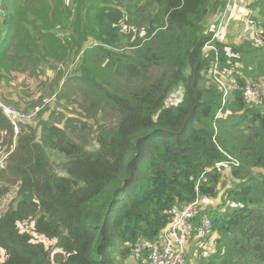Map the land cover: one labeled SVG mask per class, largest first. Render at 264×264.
<instances>
[{
    "label": "trees",
    "instance_id": "1",
    "mask_svg": "<svg viewBox=\"0 0 264 264\" xmlns=\"http://www.w3.org/2000/svg\"><path fill=\"white\" fill-rule=\"evenodd\" d=\"M226 3L0 0V100L35 114L15 133L0 108V178L15 190L0 264H116L164 241L170 208L195 200L193 226L210 219L214 250L199 264H264V92L263 105L244 94L264 82V0L247 5L260 21H239L258 37L239 42L212 39ZM24 68L29 98L11 90ZM30 218L54 246L20 229Z\"/></svg>",
    "mask_w": 264,
    "mask_h": 264
},
{
    "label": "built area",
    "instance_id": "2",
    "mask_svg": "<svg viewBox=\"0 0 264 264\" xmlns=\"http://www.w3.org/2000/svg\"><path fill=\"white\" fill-rule=\"evenodd\" d=\"M236 9L237 19L246 17L249 23H253V26L255 22L260 21L258 17L256 19L248 18V10L245 6H236ZM215 28L216 26L214 27L212 39L218 34ZM204 49H214V47L211 44H207ZM215 73L216 68L213 70V74ZM215 79L223 88V96H226L228 90H231V87L220 78H217V76H215ZM263 92L264 90H261L258 93L250 86H247L244 90V94L248 100L257 102L258 104H262L261 95ZM0 108L2 109V113L12 122L15 133L19 130V125L16 122L20 121L29 124V118L32 116V113L25 114L20 112L11 106L5 105L1 100ZM23 114L25 115L24 120H16ZM197 204H199V201L195 200L184 206H172L169 210L170 221L165 227L166 239L158 243H149L147 241L135 243L131 249V258L134 261H148V264H191L185 260L189 246L207 247L208 245H205L203 240L208 237L211 227V221L206 216L201 218V223L198 227L193 226V216L195 215V206ZM182 250H186L185 253H182ZM145 252H147L146 259L143 256Z\"/></svg>",
    "mask_w": 264,
    "mask_h": 264
},
{
    "label": "rangeland",
    "instance_id": "3",
    "mask_svg": "<svg viewBox=\"0 0 264 264\" xmlns=\"http://www.w3.org/2000/svg\"><path fill=\"white\" fill-rule=\"evenodd\" d=\"M223 19L224 18L222 16H220V18H218V22H217L215 30L218 31V34L220 37L217 34L216 38H219L222 41H226L224 38L226 35L224 32V30H225L224 27L226 26V24L223 23V21H224ZM236 26H238V28L241 29V31H237L235 28H233V29L230 28V30H227V35L231 32L233 34V38H234L235 42H239L240 37H244V38L249 39L253 34H256V36H257L258 33L260 32L259 28H255L252 25L250 26L249 23L248 24L247 23H238ZM213 30H214V28H213ZM213 67H214V65H213ZM27 69L28 68H24L23 70H21L18 73L19 80L20 81L25 80L26 85L22 86L15 81L12 83L11 90H17L18 93L21 92V94H22L23 93L22 91L26 90L28 88V86H30L32 89L35 87V81H37V79L34 80L33 78H31L27 74ZM43 76H44V74L39 75V77H41V78H44ZM218 78L223 80L226 84H229L226 77L218 76ZM175 86H173L170 89V90H172V91H170V93H177V90H181L180 87H175ZM229 87L232 88L233 86L231 84H229ZM251 87L254 90H256L258 93H260L261 90H264V82L260 85H254ZM26 93H27V98L32 96V93L30 92V90H26ZM25 114H27V113H25ZM63 114H64V117L67 115V113H64V112H63ZM43 117H45V115ZM34 118H35V114H33L29 118V122H32ZM24 119H25V115L23 114V115L19 116V118L16 120H24ZM63 119L61 122H63ZM11 125L13 127L12 123H11ZM19 128H20V126H19ZM38 131H39V129H38ZM6 155H7V147L5 144L2 143V137L0 136V166L4 164ZM53 159H55V162H58L60 160V157H57V155H56L53 157ZM55 168H56L57 172H61L60 165H56ZM227 171H228V169H227ZM223 173L225 176L229 175V172H223ZM225 182L227 183L226 178H225V180H223V187L220 188L221 192L225 189V187H228V185L225 186ZM14 191H15L14 188H12L10 185H7V183H5V181L0 178V212H2L5 209L7 203L11 200L12 197H14V194H15ZM219 201H220V199L216 198V199L212 200L211 203H209V204L217 205V203ZM33 224H34V218H30V219L24 221L23 223H20L19 226H20L21 230L29 233L31 235L32 239H34L35 241L42 242L44 245H46L48 247H51V245L54 246L55 241H52V240L46 238L44 235L36 233L33 230ZM212 239H213V235L210 236L208 240H205V241L211 243L210 245H208L205 248H201L200 246H191L190 245L188 248L190 254L185 257L186 262H189L191 264H199V259L197 257L198 255L208 256L210 253H212L214 251ZM193 248L196 250H193ZM188 250H187V252H188ZM187 252H186V254H187ZM1 253H2V251L0 250V256H1ZM130 256H131V253L129 254V256L127 258L122 259L118 254L117 255L115 254V256L113 258H114V262L116 264H118L119 260L121 261V264H138L137 261L132 260ZM142 264H148V261L142 262Z\"/></svg>",
    "mask_w": 264,
    "mask_h": 264
},
{
    "label": "crops",
    "instance_id": "4",
    "mask_svg": "<svg viewBox=\"0 0 264 264\" xmlns=\"http://www.w3.org/2000/svg\"><path fill=\"white\" fill-rule=\"evenodd\" d=\"M252 1L253 0H227V3L229 2L228 5L226 3L227 7L225 6V8L221 11V13L216 14L215 16L212 15L208 19V24L212 25V28L210 27L211 30L217 25L218 18H220V16H222L224 18L223 23L226 24V26L224 27V29H225L224 32H225L226 36H227V30H230V28L231 29L235 28L237 31H241V29H239L238 26H236L238 23H240L239 21L241 20V19H237V17H236V15H237L236 6H245L247 8V10H249L247 5L250 4V2H252Z\"/></svg>",
    "mask_w": 264,
    "mask_h": 264
},
{
    "label": "bare ground",
    "instance_id": "5",
    "mask_svg": "<svg viewBox=\"0 0 264 264\" xmlns=\"http://www.w3.org/2000/svg\"><path fill=\"white\" fill-rule=\"evenodd\" d=\"M216 166H217V167H219V166H223V167H225L224 165H218V164H216ZM185 251H186V250H182V253H185Z\"/></svg>",
    "mask_w": 264,
    "mask_h": 264
}]
</instances>
